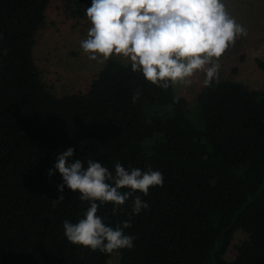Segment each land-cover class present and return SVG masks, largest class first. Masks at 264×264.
Segmentation results:
<instances>
[{"label":"trees","instance_id":"16d2710c","mask_svg":"<svg viewBox=\"0 0 264 264\" xmlns=\"http://www.w3.org/2000/svg\"><path fill=\"white\" fill-rule=\"evenodd\" d=\"M67 1L87 17L89 0ZM48 5L0 0V264H108L114 254L120 264H264V91L213 81L192 113L175 85L160 88L110 58L86 92L56 96L33 58ZM255 64L264 72V60ZM69 147L85 167L93 159L113 174L117 162L163 174L148 195L98 209L112 227L131 221V249L106 254L65 237L63 222L90 206L66 185L53 204L64 184L54 164ZM136 195L148 204L139 214ZM238 231L247 239L228 261Z\"/></svg>","mask_w":264,"mask_h":264},{"label":"clouds","instance_id":"9594fccd","mask_svg":"<svg viewBox=\"0 0 264 264\" xmlns=\"http://www.w3.org/2000/svg\"><path fill=\"white\" fill-rule=\"evenodd\" d=\"M86 16L91 27L80 48L89 60L103 64L113 56L123 57L133 72H141L146 81L163 89L178 83L190 86L198 73L204 75L205 87L218 82L221 57L238 38L248 35L225 0H91ZM139 98L137 90L132 100ZM74 151L69 147L57 155L54 169L64 184L58 186L60 195L53 204L64 201L66 185L90 206L77 222H63L65 237L72 244L106 254L131 249L135 238L125 233L131 221L112 227L97 214L98 209L110 202L116 212L135 192L148 195L150 187L163 186V174L125 169L118 162L113 174L93 159L85 167L74 158ZM125 188L129 191H121ZM147 207L141 196L134 197V214Z\"/></svg>","mask_w":264,"mask_h":264},{"label":"rangeland","instance_id":"374dc122","mask_svg":"<svg viewBox=\"0 0 264 264\" xmlns=\"http://www.w3.org/2000/svg\"><path fill=\"white\" fill-rule=\"evenodd\" d=\"M225 3L237 23L247 28L248 35L238 38L221 57L219 80L236 81L252 90L264 91V72L255 64L257 58L264 60V0H225ZM72 4L67 0H49L46 21L36 33L33 48L34 63L44 84L59 97L86 92L105 64L89 60L80 48V41L86 39L91 24L87 17L78 18L70 13L74 8L69 7ZM90 6L85 3V7ZM112 58L130 63L123 57ZM203 79L204 75L198 73L190 86L175 85L176 94L186 100L192 113L195 100L204 87ZM246 239L245 233H235L226 260L235 258L236 247ZM119 260V255L114 254L108 264H120Z\"/></svg>","mask_w":264,"mask_h":264}]
</instances>
